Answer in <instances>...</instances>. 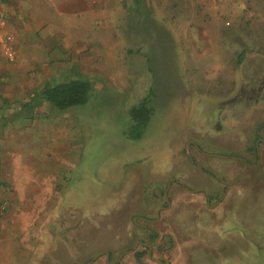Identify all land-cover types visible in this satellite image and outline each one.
I'll use <instances>...</instances> for the list:
<instances>
[{
	"label": "rangeland",
	"instance_id": "374dc122",
	"mask_svg": "<svg viewBox=\"0 0 264 264\" xmlns=\"http://www.w3.org/2000/svg\"><path fill=\"white\" fill-rule=\"evenodd\" d=\"M8 24L0 74L19 57L4 52L16 49L14 30L28 26L31 37L48 34L43 51L56 59L58 77L48 68L41 75L90 88L82 104L42 113L57 128L37 143H50L36 162L50 172L39 185L30 178L37 192L23 188V173L34 171L8 162L0 201L6 192L10 203L0 216L12 205L18 213L15 230L0 225V264H83L82 252L99 251L110 264L145 241L137 223L145 218L155 229L149 244L172 232L176 261L152 252L162 264H264V0H0V27ZM250 53L262 57L258 72L239 67ZM141 102L151 113L131 138L130 110ZM30 103L0 110V122L10 116L1 131L36 117ZM176 189L208 196L210 212L171 204ZM52 204L50 222L34 233Z\"/></svg>",
	"mask_w": 264,
	"mask_h": 264
},
{
	"label": "crops",
	"instance_id": "0c3cea01",
	"mask_svg": "<svg viewBox=\"0 0 264 264\" xmlns=\"http://www.w3.org/2000/svg\"><path fill=\"white\" fill-rule=\"evenodd\" d=\"M11 13H15V12H11ZM38 24H40V22H38ZM2 30L11 31L12 27L9 24L6 27L1 26L0 32ZM31 30L32 29L28 26H21L18 29L14 30L15 33H18V35L15 37L16 49L15 51H11V49L8 48V50H5L4 52L7 51L6 53L9 52L11 54L12 53L14 54L15 52L17 53V55L19 54V57L17 58L18 59L17 61H15L14 58L9 57V59L11 58L10 62L13 63L11 71L8 72L7 74H4V73L0 74V110H1V113H6V114L14 113V109L12 108L16 107L18 108L17 110H20V106H25L29 104L30 99H32V103L30 104L35 107V111H36L35 113H37V116L34 118L31 117L28 120V122H27V118H22V120L18 119L20 121V123H18V126H17V122H15L14 124L16 126L10 127L9 125H5V127L8 129L7 132H5V130L1 131V128H0V131H1L0 133V141H1L0 142V170L4 171L3 173L4 175L3 176L0 175V178H5V176L8 177V175L12 172L13 168H11L8 164L10 160L11 161L14 160L16 163H19L20 165L22 163L23 166L25 167L23 168L24 171L26 170L34 171V172L32 171L33 172L32 176H30L28 173H25V174L23 173V176L25 175L26 177L27 175L25 186H23L25 192L27 191L37 192L39 189L38 186L31 185V182H30L31 177H34L36 179L37 185H39L40 184L39 180L42 177H45L47 175V171L50 172L48 169V166H45L43 169L41 166L36 165V162L38 160H41L44 158L45 153L47 152L45 148H47L48 145H50V143L47 142L48 145L46 147H43V145L41 146L37 143L41 141L44 135H47L48 133V132L46 133L47 130L53 131L57 128V127L54 128V122L52 120L49 122H46L45 120L42 119L43 117L42 113L45 115V113L48 112L50 109H52V107L38 98V93L45 83L56 82V80L52 81L51 78L44 77L41 75L43 73L46 74L47 71H44V70L48 68V70L51 71L53 74L55 73V76L53 79H56L58 77L57 76V74L59 73L58 69H55V66L50 63V62L56 61V59L52 55H50L49 57L48 56L49 53L43 51L44 50L43 40L44 41H46L47 39L49 40L48 34L46 33L42 34L41 32L37 31L31 37L32 35ZM26 48H30V50L27 51ZM45 54L47 55L49 62H47L44 59ZM20 56H22V58H20ZM3 71H4V68H3ZM60 73L62 72L60 71ZM9 119H10V116L5 118L4 121L1 120L0 122V125L2 124L1 127H4L3 124L9 123ZM3 142L5 144H11L10 146L11 150H12V147L14 148L11 151L12 152L11 157H9L10 152H8V150H6V153L5 151H3L4 150L2 148V146L4 145ZM27 145L32 146V147L27 148ZM18 171L16 173L20 175ZM16 173L14 174L15 176H16ZM6 186H8L7 188L8 191H10L11 187H13V185H9V184H7ZM21 191L23 190L21 189ZM1 193H2V190L0 191V196L3 195ZM4 193H5V196L3 197L4 199H2L0 202L6 201V203L9 204L10 201L5 200L6 192ZM179 199H181L184 204H187V203L189 204L191 202V203L197 204L200 207H203L202 209H206L208 212H210L211 210L210 206L208 207L207 204L205 203V198L198 194H193V193L191 194L185 190L180 191L176 189L173 191L171 204H176L177 200ZM19 206L21 208V204H19ZM175 207H177V205H175ZM52 208H53V204L51 205V207L49 208L47 212L41 213L40 216L37 215L36 223L32 224V227L35 228L34 233H38L41 235V233H39V228L43 225L45 226L46 224L50 222V220H48V217H51L50 212ZM9 209L10 210H7V211L5 210L4 212L6 213V215L0 216V225L5 228H8L9 226L11 227L13 226L15 230L16 226H15L14 217L16 216L18 212L16 213L15 205L9 206ZM7 221L9 222V224L7 223ZM167 232L170 233V230H168ZM168 258H169V261H174V262L176 261V256L173 257L172 252L169 253ZM155 261L149 262V263L147 262L144 264H152V263L160 264L157 261L156 262ZM122 263L123 264H136L128 256L124 257V259L122 260Z\"/></svg>",
	"mask_w": 264,
	"mask_h": 264
},
{
	"label": "flooded vegetation",
	"instance_id": "af4514ba",
	"mask_svg": "<svg viewBox=\"0 0 264 264\" xmlns=\"http://www.w3.org/2000/svg\"><path fill=\"white\" fill-rule=\"evenodd\" d=\"M261 62H262V57L261 56H257L255 53H250V54H245L243 57V61L241 63H239V67H243L245 66V71L246 72H250V73H255L256 71L258 72V69L260 70V66H261ZM185 191H187L188 193H196L195 190H191V189H184ZM208 197V196H207ZM206 196H204V198L206 199V202L208 200ZM209 202V201H208ZM207 206L209 207L210 203H206ZM164 208V207H163ZM153 220H149V219H144V220H140L138 223L139 226H141V228L143 229V234L145 235V241H142L139 243L140 247L137 248V244L136 245H131V247H125L126 249H124V251H121V255L118 256V259L116 256L112 257V261L110 264H123L122 260L124 259V255L128 256L129 258H131V260L136 263V264H144V263H149V262H154L155 260L157 261V259H155L156 256H163L164 254L166 256L169 255V253H171V240H170V235H172V233L166 232H158V236L155 239V243H148L149 240H152L155 234V229L151 226V223ZM57 238V236H56ZM68 237H64L63 235L57 239H59L61 242H67ZM150 238V239H149ZM67 239V240H66ZM76 250L79 251L78 248H76ZM155 252V257L152 256V252ZM63 253H65L66 255H68L67 250H63ZM77 252V251H76ZM100 255V256H99ZM64 256V255H62ZM85 256V257H84ZM104 256H106V252L104 251H99L94 257L91 255L89 256V254L84 255L83 252L81 253V260L82 258H86L85 261L83 262V264H93L94 261H98L97 259H101V264H107L108 262L105 261ZM107 256H109L107 254ZM90 257V258H89ZM116 257V259H115ZM65 262V261H64ZM63 262V263H64ZM81 262V261H80ZM80 262H71V264H81ZM99 262V261H98ZM97 262V264H99ZM161 264L163 263V260L160 259L159 261ZM158 262V263H159ZM70 264V263H69Z\"/></svg>",
	"mask_w": 264,
	"mask_h": 264
},
{
	"label": "trees",
	"instance_id": "16d2710c",
	"mask_svg": "<svg viewBox=\"0 0 264 264\" xmlns=\"http://www.w3.org/2000/svg\"><path fill=\"white\" fill-rule=\"evenodd\" d=\"M241 57H238L237 62ZM89 88V83L86 80L78 78L45 83L38 93V98L56 109H66L82 104L86 100ZM150 113L151 108L146 106L145 102L131 108L130 116L133 123L128 128V137L137 138L140 136Z\"/></svg>",
	"mask_w": 264,
	"mask_h": 264
},
{
	"label": "built area",
	"instance_id": "2783aa9c",
	"mask_svg": "<svg viewBox=\"0 0 264 264\" xmlns=\"http://www.w3.org/2000/svg\"><path fill=\"white\" fill-rule=\"evenodd\" d=\"M5 202L4 201H2L1 203H0V213L2 212V210L4 209V207H5Z\"/></svg>",
	"mask_w": 264,
	"mask_h": 264
}]
</instances>
